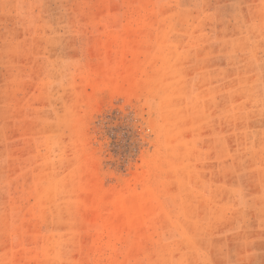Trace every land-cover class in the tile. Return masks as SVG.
<instances>
[{"label": "rangeland", "instance_id": "obj_1", "mask_svg": "<svg viewBox=\"0 0 264 264\" xmlns=\"http://www.w3.org/2000/svg\"><path fill=\"white\" fill-rule=\"evenodd\" d=\"M0 264H264V0H0Z\"/></svg>", "mask_w": 264, "mask_h": 264}]
</instances>
